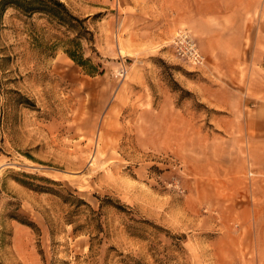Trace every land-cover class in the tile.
Here are the masks:
<instances>
[{"label": "rangeland", "instance_id": "rangeland-1", "mask_svg": "<svg viewBox=\"0 0 264 264\" xmlns=\"http://www.w3.org/2000/svg\"><path fill=\"white\" fill-rule=\"evenodd\" d=\"M60 1L92 34L83 33L92 38L77 40L80 48L75 31L46 14L10 7L0 18V264H243L254 241L236 212L245 201L224 185L190 211L182 159L137 142L150 104L142 91L168 90L193 125L202 111V128L213 130L208 108L178 82L198 79L202 65L174 53L176 28L148 47L126 35L123 0ZM263 234L255 233L257 245Z\"/></svg>", "mask_w": 264, "mask_h": 264}, {"label": "crops", "instance_id": "crops-1", "mask_svg": "<svg viewBox=\"0 0 264 264\" xmlns=\"http://www.w3.org/2000/svg\"><path fill=\"white\" fill-rule=\"evenodd\" d=\"M123 5L124 31L140 46L154 45L181 27L192 30L205 58L198 79L178 82L208 108L213 130L202 128V111L193 125L192 115L176 107L168 90L153 98L142 91V102L150 104L136 129L140 148L175 151L182 159L190 211H200L224 185L243 199L236 212L246 216L242 226L254 233L246 257L252 259L244 257L243 264H264V244L255 238L264 232V0H123ZM139 79L135 84L146 87Z\"/></svg>", "mask_w": 264, "mask_h": 264}, {"label": "trees", "instance_id": "trees-1", "mask_svg": "<svg viewBox=\"0 0 264 264\" xmlns=\"http://www.w3.org/2000/svg\"><path fill=\"white\" fill-rule=\"evenodd\" d=\"M10 7L19 10L26 15H32L34 13L46 14L50 18L55 20L59 25H62L70 29L72 28L76 34V38H75L76 48L81 47L80 42L77 41L81 37L86 39L92 38V36L84 37L83 33L85 32H87L88 35H92L90 31L87 30V27L84 25V19L75 16L67 8V6L60 0H0V18L3 15L4 11ZM65 52L78 65L86 68L88 73L93 74L94 72L97 71V68L93 66L90 59L83 58V56L80 53H78L76 49H68ZM43 180H46L47 182L56 185L60 184L46 178H43ZM37 188L38 189L36 190L53 193L63 198L66 202H72L77 206H79V204H85L88 206V204L83 199H80L78 197H73L72 195L65 196L64 194L61 193L60 190L46 188V187H37ZM117 208H121V207L117 206ZM20 222L27 225L32 224V223H27L26 221H20Z\"/></svg>", "mask_w": 264, "mask_h": 264}, {"label": "built area", "instance_id": "built-area-1", "mask_svg": "<svg viewBox=\"0 0 264 264\" xmlns=\"http://www.w3.org/2000/svg\"><path fill=\"white\" fill-rule=\"evenodd\" d=\"M169 44L173 48L174 53L187 63L196 66L204 64V56L200 53L195 39L186 29L177 28ZM125 73L126 67L122 64L120 75H125Z\"/></svg>", "mask_w": 264, "mask_h": 264}]
</instances>
